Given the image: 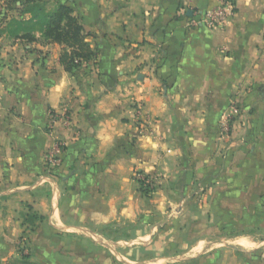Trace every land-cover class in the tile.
<instances>
[{"label": "crops", "instance_id": "obj_1", "mask_svg": "<svg viewBox=\"0 0 264 264\" xmlns=\"http://www.w3.org/2000/svg\"><path fill=\"white\" fill-rule=\"evenodd\" d=\"M47 1V11L74 9L96 56L67 71L65 45L39 27L36 41L22 37L30 28L11 31L30 12L4 16L0 261L261 264L264 236L211 231L243 215L264 227V207H252L264 205V0H231L236 12L219 28L197 24L219 0ZM199 188L200 203L188 196ZM164 205H205L207 215L163 221Z\"/></svg>", "mask_w": 264, "mask_h": 264}, {"label": "trees", "instance_id": "obj_2", "mask_svg": "<svg viewBox=\"0 0 264 264\" xmlns=\"http://www.w3.org/2000/svg\"><path fill=\"white\" fill-rule=\"evenodd\" d=\"M12 8L30 12V21L12 19L8 24L11 31H18L21 28L35 30L41 28L43 39L47 42H56L65 45L61 54V65L67 71L73 72L82 67L85 60L93 59L96 56L90 44L86 41L84 26L81 20L74 15V9L66 4L59 3L53 11H47V0H5ZM20 2V5H17ZM25 25V26H24ZM32 31L22 35L29 41H36L37 38ZM12 33V32H11ZM146 194L149 189H142Z\"/></svg>", "mask_w": 264, "mask_h": 264}, {"label": "rangeland", "instance_id": "obj_3", "mask_svg": "<svg viewBox=\"0 0 264 264\" xmlns=\"http://www.w3.org/2000/svg\"><path fill=\"white\" fill-rule=\"evenodd\" d=\"M18 5V4H17ZM48 5V4H47ZM15 12V9H13L11 6L7 5V3L5 2V0H0V26L3 25L4 23V16L8 17L9 15H12L13 13ZM5 17V18H6ZM229 128L226 127V130H224L227 134ZM47 159V158H46ZM53 169V168H51ZM199 193L200 196L199 198H196V194H192V192L188 195L189 197H193L195 198L194 200L197 199V202L200 203L201 200V197L204 193L203 189L202 188H199ZM152 192V191H151ZM204 195V194H203ZM187 197L186 195H183V197H181V200H186ZM205 205H164V211L162 212L163 213V221H165L166 219H170L171 215L173 214V216L175 215H179V217H182V219H184V221H187L186 219L187 218H190V219H195V220H198V224H202V221L204 220V215H207V211H203V208ZM212 207L213 206H217V205H211ZM262 206L264 207V205H252V207L254 208V210H261ZM176 207V208H174ZM187 207H193L194 210H191L192 212H187ZM186 208V212L184 214L183 213V209L185 210ZM175 209V211H173ZM190 213V214H189ZM258 215H261L262 211L260 212H257ZM244 214V213H243ZM254 217L257 215L254 211ZM192 215V216H190ZM216 215V214H215ZM190 216V217H189ZM206 218V217H205ZM217 219V218H215ZM183 222V221H182ZM228 222L230 225L226 226V228L222 229L219 225L218 227H214V230H212L211 234L215 237V238H220L222 236H231L233 234H239V233H243V234H254V235H258V237L260 236H264V227H259L257 224L254 225V226H250L248 225V220L247 218L245 217V215L242 216V222H237L239 225H237L236 227L234 226L235 225V221H232V220H228L226 221ZM186 223V222H185ZM243 224V225H242ZM187 226V224H186ZM197 232H201L203 234V229L201 228H198L196 229ZM215 231V232H214ZM181 232L183 233V235H187V231L182 228ZM207 236H208V232L205 233ZM182 235V236H183ZM189 235V234H188ZM233 245H239V244H233ZM121 246H124V245H121ZM203 244H200L197 248L196 251H202V248H203ZM206 246V245H205ZM209 246H214L215 247V250L217 249H225L227 251H233L232 248L228 247L229 245L228 244H213V245H209ZM240 247H244L246 249H250L251 247H255V245H249V244H243L241 245ZM186 249V247L182 244H180L179 246V249H178V252H184ZM199 249V250H198ZM247 261L246 262H253L254 260H251L250 256L248 257V259H246ZM116 264H124V262L122 260H115ZM261 264H264V261L261 263Z\"/></svg>", "mask_w": 264, "mask_h": 264}, {"label": "built area", "instance_id": "obj_4", "mask_svg": "<svg viewBox=\"0 0 264 264\" xmlns=\"http://www.w3.org/2000/svg\"><path fill=\"white\" fill-rule=\"evenodd\" d=\"M235 5L231 0H219L216 5L210 8L197 24H203L211 28H219L226 26L235 14ZM55 121V118H54ZM61 145L57 144L47 153V162L51 168H56L61 164ZM141 189H149L152 191L154 187V179L152 176L146 175L140 171L135 174ZM0 264H6L0 261Z\"/></svg>", "mask_w": 264, "mask_h": 264}, {"label": "water", "instance_id": "obj_5", "mask_svg": "<svg viewBox=\"0 0 264 264\" xmlns=\"http://www.w3.org/2000/svg\"><path fill=\"white\" fill-rule=\"evenodd\" d=\"M191 12V11H190Z\"/></svg>", "mask_w": 264, "mask_h": 264}]
</instances>
